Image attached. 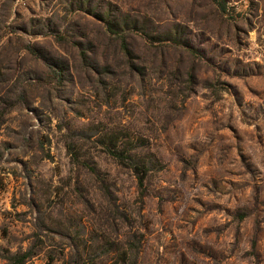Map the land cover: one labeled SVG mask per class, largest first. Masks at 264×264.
<instances>
[{"label":"rangeland","instance_id":"374dc122","mask_svg":"<svg viewBox=\"0 0 264 264\" xmlns=\"http://www.w3.org/2000/svg\"><path fill=\"white\" fill-rule=\"evenodd\" d=\"M224 1L0 0V264H264V0Z\"/></svg>","mask_w":264,"mask_h":264},{"label":"trees","instance_id":"16d2710c","mask_svg":"<svg viewBox=\"0 0 264 264\" xmlns=\"http://www.w3.org/2000/svg\"><path fill=\"white\" fill-rule=\"evenodd\" d=\"M218 9L222 13H226V6L224 0H213ZM80 3V2H79ZM80 7H83L84 11L92 14L98 20H100L103 24V33L107 36V38H115L117 40L120 51L124 56H127V59H130L133 55L129 42L127 40V36L129 33H138L146 38V40L157 41V42H168L173 44L182 45L183 40L181 39V32L177 28H172L170 30L165 31L162 35H154L149 31L148 25L139 21L136 18L125 16H117L112 13L110 9H104L100 12H94L92 9H85L80 3ZM156 39V40H155ZM77 45L80 47L79 54L81 59L88 64L90 63L89 56L87 54L88 49L83 47L82 42H78ZM34 51V49H32ZM130 66L133 67L134 64L131 63ZM107 67V66H105ZM136 68H139L136 66ZM70 149H72L73 145H68ZM110 147V148H109ZM108 153L115 158L120 164L128 166L131 168L133 173L137 178V182L139 185H142L143 180L150 171L151 168V160L145 156H138L137 154H132L129 150H121L116 145L109 146ZM96 172V170H93ZM25 257V254L23 255ZM124 264V262H122ZM129 264H135V259L130 260Z\"/></svg>","mask_w":264,"mask_h":264}]
</instances>
